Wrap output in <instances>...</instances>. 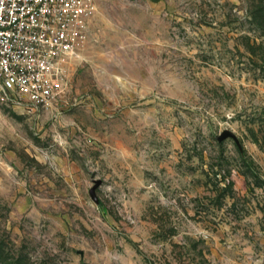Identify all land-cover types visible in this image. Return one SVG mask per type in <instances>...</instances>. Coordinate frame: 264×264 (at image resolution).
<instances>
[{
	"label": "rangeland",
	"instance_id": "374dc122",
	"mask_svg": "<svg viewBox=\"0 0 264 264\" xmlns=\"http://www.w3.org/2000/svg\"><path fill=\"white\" fill-rule=\"evenodd\" d=\"M95 2L52 106L0 103V264H264L258 0Z\"/></svg>",
	"mask_w": 264,
	"mask_h": 264
},
{
	"label": "built area",
	"instance_id": "2783aa9c",
	"mask_svg": "<svg viewBox=\"0 0 264 264\" xmlns=\"http://www.w3.org/2000/svg\"><path fill=\"white\" fill-rule=\"evenodd\" d=\"M95 0H0V103L48 110L86 46Z\"/></svg>",
	"mask_w": 264,
	"mask_h": 264
},
{
	"label": "trees",
	"instance_id": "16d2710c",
	"mask_svg": "<svg viewBox=\"0 0 264 264\" xmlns=\"http://www.w3.org/2000/svg\"><path fill=\"white\" fill-rule=\"evenodd\" d=\"M246 18L254 25V30L264 34V1L253 2L247 9Z\"/></svg>",
	"mask_w": 264,
	"mask_h": 264
},
{
	"label": "water",
	"instance_id": "95a60500",
	"mask_svg": "<svg viewBox=\"0 0 264 264\" xmlns=\"http://www.w3.org/2000/svg\"><path fill=\"white\" fill-rule=\"evenodd\" d=\"M226 137H232L235 139V135L229 131V130H223L218 136H217V140L218 141H221L223 140L224 138ZM101 184V180L100 179H96L93 181V185L90 187L89 189V195L90 197L95 201L97 202L98 199H97V196H96V193H95V190L96 188Z\"/></svg>",
	"mask_w": 264,
	"mask_h": 264
},
{
	"label": "crops",
	"instance_id": "0c3cea01",
	"mask_svg": "<svg viewBox=\"0 0 264 264\" xmlns=\"http://www.w3.org/2000/svg\"><path fill=\"white\" fill-rule=\"evenodd\" d=\"M93 23V22H92ZM93 24L91 25V32H92ZM91 32H90V39H91ZM91 41V40H90Z\"/></svg>",
	"mask_w": 264,
	"mask_h": 264
}]
</instances>
